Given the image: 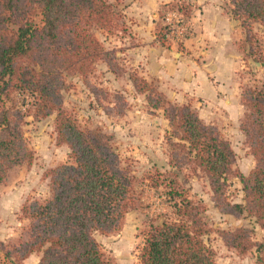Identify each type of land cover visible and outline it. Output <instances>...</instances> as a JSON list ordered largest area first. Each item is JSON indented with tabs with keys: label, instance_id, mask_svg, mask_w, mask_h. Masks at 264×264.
<instances>
[{
	"label": "trees",
	"instance_id": "1",
	"mask_svg": "<svg viewBox=\"0 0 264 264\" xmlns=\"http://www.w3.org/2000/svg\"><path fill=\"white\" fill-rule=\"evenodd\" d=\"M123 3L0 0V184L12 168L35 157L25 135L29 115L41 120L55 114L56 141L71 150V161L47 172L49 196L22 204L20 212L29 221L26 237L10 242L0 239V251L15 264H23L33 252H41L38 264H114L97 234L122 229L126 215L139 207L138 186L144 181L164 189L169 211L145 215L139 228L144 238L138 247L139 264H217L216 252L205 239L210 232L205 205L189 194L180 178L183 169L187 178L208 180L220 212L253 217L264 229V76L261 85H246L241 92L246 108L241 128L255 159V166L244 174L235 168V150L219 128L204 122L190 103L172 102L138 71H129L117 50L107 48L98 38L95 28L111 33L125 23ZM225 8L240 20L244 38L239 46L263 63L264 52L258 58L255 50L254 25L264 26V0H230ZM170 10L190 17L194 6L187 0H175L162 7L156 29L163 44L167 41L163 19ZM37 13L42 16L41 24L35 21ZM102 61L117 76L128 73L149 112H164L169 123L170 164L177 171L155 169L140 177L122 158L113 133L81 126L65 107L68 77L78 75L85 81ZM87 84L99 104L110 99L105 88ZM16 92L25 96L18 104H8ZM127 103L126 96L118 92L114 105ZM104 108L109 112L108 106ZM233 177L243 184L244 202L229 198ZM218 234L239 256L255 246L247 227L221 229ZM257 249L258 263L264 264V244Z\"/></svg>",
	"mask_w": 264,
	"mask_h": 264
},
{
	"label": "rangeland",
	"instance_id": "2",
	"mask_svg": "<svg viewBox=\"0 0 264 264\" xmlns=\"http://www.w3.org/2000/svg\"><path fill=\"white\" fill-rule=\"evenodd\" d=\"M225 6L227 5L225 4ZM41 19V14L37 13L35 16L36 23L41 24ZM254 28L257 33L255 50L257 57L261 58L264 52V26L256 23ZM94 30L107 48H111L113 42L119 40L122 35L118 29L111 33L99 28ZM109 35H112L113 40L109 38ZM240 50L244 60H246L243 63L244 67L238 71V81L241 84L242 92L246 85L262 84L264 61L261 63L255 59L252 65L248 62V59L252 57L248 55L243 46L240 47ZM127 69L129 71L134 70L128 67ZM103 73L97 63L85 81L78 75L69 76L67 79L69 88L64 92L65 107L70 110L81 126L101 127L113 133L114 144L122 158L132 164L140 177L155 169L163 172L177 171L178 168L170 164L171 148L166 140L169 123L164 117V112L162 110L149 112L146 109L147 103L143 95L138 96L139 93L131 90L125 78L119 80L123 92L121 89L117 90L106 84ZM86 82L108 90L110 99L103 100L104 105L99 104L94 99ZM118 92L126 96L127 104L114 105ZM24 96V94L16 92L11 100H7V103L15 102L18 104ZM104 106H108L109 112H106ZM242 110L240 124L235 121L237 125H233L222 116H216L213 119L215 124L211 122L208 124L219 128L222 134L230 140L236 153L235 168L244 174H248L255 166V159L249 152L246 136L241 128L246 108L243 106ZM54 119L55 114L41 120H36L32 115L26 117L25 135L29 146L35 152V157L30 162L25 161L12 168L3 182L5 187H17L18 190L22 191L24 202L28 199L43 200L47 198L50 194V178L47 172L61 163L71 161L69 146L58 144L56 141ZM180 178L191 197L205 205L206 216L210 225V232L205 239L216 252L217 264H259L258 255L260 251L257 247L259 244H264V229L255 222V219L247 215L236 217L220 212L206 178L197 176L187 178L186 169L180 173ZM138 191L140 192L139 207L126 215L122 229L110 235L97 234V239L102 244L103 250L114 264H139L138 247L142 245L144 239L139 228L145 215L157 216L162 212L169 211L163 188H153L148 181H144L139 184ZM228 194L234 202H244L243 184L238 177L231 179ZM6 217L7 224L12 230L15 227L19 230L25 229L29 223L28 219L24 218L19 211L8 213ZM239 227L249 228L255 242L254 248L244 256H239L229 249L218 234V230H234Z\"/></svg>",
	"mask_w": 264,
	"mask_h": 264
},
{
	"label": "crops",
	"instance_id": "3",
	"mask_svg": "<svg viewBox=\"0 0 264 264\" xmlns=\"http://www.w3.org/2000/svg\"><path fill=\"white\" fill-rule=\"evenodd\" d=\"M173 1L125 0L121 9L125 23L118 29L122 35L111 48L117 50L122 64L137 70L172 102L191 103L204 122L215 124L213 119L222 116L233 125L240 124L243 105L238 71L246 61L239 46L244 38L240 20L226 10L229 0H187L194 6L188 17L193 34L183 41L169 37L163 44L157 37L159 13ZM109 38L113 40L112 35ZM98 65L106 84L122 90L119 80L125 78L137 93L128 74L115 75L103 61ZM3 185L0 184V239L16 241L26 237L25 229H10L6 215L21 211L23 194L17 187ZM40 258L41 252H33L23 264H38ZM0 264L15 262L0 251Z\"/></svg>",
	"mask_w": 264,
	"mask_h": 264
},
{
	"label": "built area",
	"instance_id": "4",
	"mask_svg": "<svg viewBox=\"0 0 264 264\" xmlns=\"http://www.w3.org/2000/svg\"><path fill=\"white\" fill-rule=\"evenodd\" d=\"M163 23L166 26L167 38L175 37L183 41L193 34L188 17L180 11H168L163 19Z\"/></svg>",
	"mask_w": 264,
	"mask_h": 264
},
{
	"label": "water",
	"instance_id": "5",
	"mask_svg": "<svg viewBox=\"0 0 264 264\" xmlns=\"http://www.w3.org/2000/svg\"><path fill=\"white\" fill-rule=\"evenodd\" d=\"M251 57H252V56H251ZM252 58H253V57H252ZM252 58L249 59V62L253 65L255 59H254V58L252 59Z\"/></svg>",
	"mask_w": 264,
	"mask_h": 264
}]
</instances>
